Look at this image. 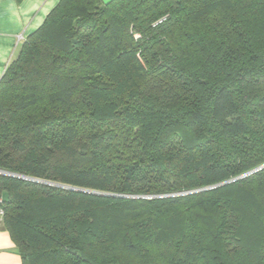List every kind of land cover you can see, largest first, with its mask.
Masks as SVG:
<instances>
[{
  "label": "trees",
  "instance_id": "1",
  "mask_svg": "<svg viewBox=\"0 0 264 264\" xmlns=\"http://www.w3.org/2000/svg\"><path fill=\"white\" fill-rule=\"evenodd\" d=\"M0 171L109 195L0 174L21 264H264V0H59L0 79Z\"/></svg>",
  "mask_w": 264,
  "mask_h": 264
},
{
  "label": "crops",
  "instance_id": "2",
  "mask_svg": "<svg viewBox=\"0 0 264 264\" xmlns=\"http://www.w3.org/2000/svg\"><path fill=\"white\" fill-rule=\"evenodd\" d=\"M58 2L0 0V79L23 41L43 23ZM0 264H21L16 247L3 227H0Z\"/></svg>",
  "mask_w": 264,
  "mask_h": 264
},
{
  "label": "water",
  "instance_id": "3",
  "mask_svg": "<svg viewBox=\"0 0 264 264\" xmlns=\"http://www.w3.org/2000/svg\"><path fill=\"white\" fill-rule=\"evenodd\" d=\"M0 174H1V175H7V176L16 177V178H20V179H25V180L36 181V182H39V183H42V184H45V185L57 186V187H62V188H67V189H74V188L64 187V186H60V185H55V184H53V183H48V182H44V181H38V180L31 179V178H27V177H24V176L13 175V174H10V173H6V172H4V171H0ZM239 178H240V177L235 178V179H231V180H227V181H224V182H222V183H219V184H216V185H213V186H210V187H207V188L201 189V190H197V191H194V192H199V191H203V190H208V189L217 188V187H220V186H223V185L229 184V183H231V182H233V181H235V180H237V179H239ZM74 190H77V191H80V192H85V193H92V194H97V195H105V196H109L108 194L95 193V192L87 191V190H81V189H74Z\"/></svg>",
  "mask_w": 264,
  "mask_h": 264
},
{
  "label": "built area",
  "instance_id": "4",
  "mask_svg": "<svg viewBox=\"0 0 264 264\" xmlns=\"http://www.w3.org/2000/svg\"><path fill=\"white\" fill-rule=\"evenodd\" d=\"M2 205H3V200L0 196V227H2L3 225V218H4V211Z\"/></svg>",
  "mask_w": 264,
  "mask_h": 264
},
{
  "label": "rangeland",
  "instance_id": "5",
  "mask_svg": "<svg viewBox=\"0 0 264 264\" xmlns=\"http://www.w3.org/2000/svg\"><path fill=\"white\" fill-rule=\"evenodd\" d=\"M185 194H188V193L185 192V193H181V194H178V195H185Z\"/></svg>",
  "mask_w": 264,
  "mask_h": 264
}]
</instances>
